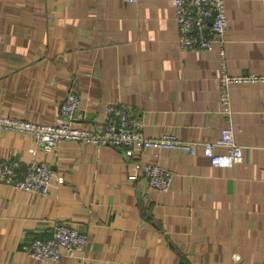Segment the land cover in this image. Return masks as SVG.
Listing matches in <instances>:
<instances>
[{"label":"crops","instance_id":"crops-1","mask_svg":"<svg viewBox=\"0 0 264 264\" xmlns=\"http://www.w3.org/2000/svg\"><path fill=\"white\" fill-rule=\"evenodd\" d=\"M226 13L228 72L262 77L229 85L228 112L220 53L178 47L172 0H0V116L59 121L75 89L79 125L100 126L113 103L148 137L195 143L154 151L63 141L46 152L1 130L0 159L20 174L44 160L52 182L40 195L0 181V264H80L29 254L57 221L86 234L89 264H264V0H226ZM226 126L242 161L214 166L201 142ZM139 160L168 169L170 188L129 179Z\"/></svg>","mask_w":264,"mask_h":264},{"label":"built area","instance_id":"built-area-1","mask_svg":"<svg viewBox=\"0 0 264 264\" xmlns=\"http://www.w3.org/2000/svg\"><path fill=\"white\" fill-rule=\"evenodd\" d=\"M176 23V42L180 49L218 50L221 57L219 100L224 112L229 111V85L234 82L257 83L262 77L251 73L234 76L228 72L225 57V35L229 27L226 0H172ZM80 97L75 89H68L60 104L61 118L56 122H35L17 117L0 116V131L19 132L32 137L39 149L50 151L63 141L91 144L96 147L113 146L160 150L189 151L195 144L178 139L171 133L148 137L142 122L131 111L108 103L104 107V122L97 127H84L76 122ZM220 147L221 151H216ZM201 152L214 166L230 167L242 161V145L234 138L231 126L223 127L218 137L201 142ZM141 174L148 187L167 191L172 173L157 163L139 160L129 179ZM0 181L20 191L47 195L52 182V169L44 161L31 158L24 173L15 165L0 159ZM87 236L84 232L57 221L48 239H34L26 248L29 254L44 261H57L63 256L85 258Z\"/></svg>","mask_w":264,"mask_h":264}]
</instances>
